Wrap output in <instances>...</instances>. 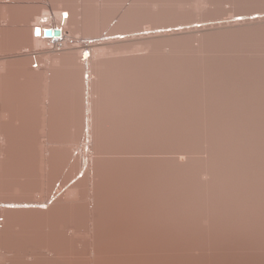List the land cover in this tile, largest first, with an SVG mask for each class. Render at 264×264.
Returning <instances> with one entry per match:
<instances>
[{"label":"bare ground","instance_id":"bare-ground-1","mask_svg":"<svg viewBox=\"0 0 264 264\" xmlns=\"http://www.w3.org/2000/svg\"><path fill=\"white\" fill-rule=\"evenodd\" d=\"M37 1L0 0V264H264V0ZM224 3L257 27L190 20Z\"/></svg>","mask_w":264,"mask_h":264},{"label":"rangeland","instance_id":"rangeland-1","mask_svg":"<svg viewBox=\"0 0 264 264\" xmlns=\"http://www.w3.org/2000/svg\"><path fill=\"white\" fill-rule=\"evenodd\" d=\"M36 1H34L35 2L34 3L33 0H32L33 4L34 5L36 4L37 6H38V4L40 5V2L37 1V3H36ZM52 1H55L56 5H57L58 0H42L41 4H44L45 5L44 7H50L52 9V8L55 7V4H53ZM194 1L197 2V0H194ZM78 2H81V0H79ZM255 6L257 8L259 5H255ZM218 9L219 8H217V6H215V5H211V6L207 7V10H205V11H208V12H204L205 17L203 16L202 12L200 13L199 10H197L196 12L192 11V12H194V16L191 13L189 15L190 16V20L210 19V21L203 23V25H207V24L210 25L209 29H206V31L204 30L205 35L208 34L209 37L220 36V35H223V34H235V33H239V32L246 31L248 29L257 27V26H254L255 24H253V25H246V24L245 25H233L234 23H232V22H234V21L231 18H226V17H228L236 9L232 5H230L228 3H224L223 7H222V9L224 11H226L224 16H221V15L218 14V11H217ZM221 17H225V18L220 19ZM211 24H217V26L213 27V25H211ZM195 25L196 24H194V25L192 24V26H195ZM221 25H223V26H221ZM189 26L190 25L183 26V27L188 28ZM204 28H202V30ZM106 33H110V31H102V32L99 33V35L106 34ZM141 33H144V32H141ZM145 33L149 34L150 31H147ZM89 36H94V35L79 34L76 37H77V39L80 42H85V38H87ZM81 39H82V41H81ZM91 41H95V40H88L87 42L90 43ZM86 77H87V75L84 76L85 79H86ZM74 114H75V108H72V109L67 108L65 110V112L63 113L64 118L60 122V124H61V129L59 131L60 140L68 141V137L66 136V134H68V133H70L72 131V129L70 127H72V125H73L72 118H73ZM84 131H86V129H84ZM86 142H87V140H86ZM74 147H76V146H74ZM74 147L72 149H74ZM80 175H81V173L78 174L77 177H79ZM55 187L56 188L60 187L59 182L56 183ZM90 188L91 187H89V189ZM89 201L92 202L91 199H89ZM89 242L91 243V238H89Z\"/></svg>","mask_w":264,"mask_h":264},{"label":"water","instance_id":"water-1","mask_svg":"<svg viewBox=\"0 0 264 264\" xmlns=\"http://www.w3.org/2000/svg\"><path fill=\"white\" fill-rule=\"evenodd\" d=\"M62 35L60 28H47L43 30V36L47 39H60Z\"/></svg>","mask_w":264,"mask_h":264}]
</instances>
